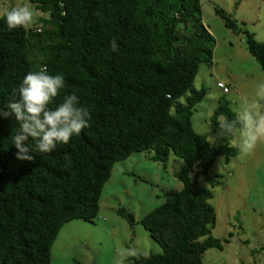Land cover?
I'll list each match as a JSON object with an SVG mask.
<instances>
[{"label": "trees", "instance_id": "1", "mask_svg": "<svg viewBox=\"0 0 264 264\" xmlns=\"http://www.w3.org/2000/svg\"><path fill=\"white\" fill-rule=\"evenodd\" d=\"M29 1L46 13L38 25L9 30L0 16V109L19 98L28 72L46 67L67 84L49 107L74 93L92 119L69 143L32 153L35 162H28L16 159L12 144L18 122L0 117V264H49L61 225L74 218L91 222L114 161L141 150L162 163L170 153L181 158L175 173L181 186L165 189L138 219L161 251L131 255L126 264H202L203 250L220 248L222 239L210 233L211 190L197 178L213 184L215 157L228 160L237 147L229 143L232 136L217 138L222 117L236 118L223 96L208 115L216 144L191 125L192 109L206 91L194 87L193 78L200 62L211 61L214 42L200 0ZM214 11L243 34L264 72V39L221 7ZM116 211L132 226L130 211Z\"/></svg>", "mask_w": 264, "mask_h": 264}, {"label": "rangeland", "instance_id": "2", "mask_svg": "<svg viewBox=\"0 0 264 264\" xmlns=\"http://www.w3.org/2000/svg\"><path fill=\"white\" fill-rule=\"evenodd\" d=\"M25 4L35 11L32 26L38 25L39 15L46 13L35 9L29 0H0V13ZM215 6L236 18L257 40L264 39V0H200L201 17L212 29L215 47L211 61L200 62L194 75L193 86H204L206 91L194 105L190 121L212 145L216 135L208 115L218 97L226 98L237 115L245 101L255 98L257 85L264 82V72L246 48L243 34L226 27ZM216 80H222L227 91H221ZM229 143L237 152L228 160L223 154L215 157L209 169L213 184L202 176L197 178L198 184L211 190L209 201L215 219L210 233L222 239L220 248L203 250L202 264H264V141L247 154L239 150L236 134ZM149 152L132 151L114 161L101 188L97 215L91 222L74 218L61 225L50 245L49 264H116L127 250L142 254L161 251L138 219L163 199L165 189L181 186L175 173L182 160L170 153L164 163L153 161ZM121 206L132 213V226L117 213Z\"/></svg>", "mask_w": 264, "mask_h": 264}, {"label": "clouds", "instance_id": "3", "mask_svg": "<svg viewBox=\"0 0 264 264\" xmlns=\"http://www.w3.org/2000/svg\"><path fill=\"white\" fill-rule=\"evenodd\" d=\"M0 16L9 30L27 29L34 21L35 11L25 4L5 9ZM110 47L112 51H118L115 40ZM66 86L62 74L50 75L46 67H41L23 77L18 87L19 98L10 101L6 109H0V117H14L18 122V131L12 136L17 160L35 162L32 153H51L58 144L69 143L73 135H79L90 126V109L81 105L74 93L64 96L56 107H49ZM233 134H236L239 150L245 154L264 141V82L257 85L255 98L241 105L235 119L222 117L218 122L217 138ZM29 138L35 143L30 144ZM138 254L135 249L127 250L116 264H124L128 255Z\"/></svg>", "mask_w": 264, "mask_h": 264}, {"label": "built area", "instance_id": "4", "mask_svg": "<svg viewBox=\"0 0 264 264\" xmlns=\"http://www.w3.org/2000/svg\"><path fill=\"white\" fill-rule=\"evenodd\" d=\"M216 85L222 90V91H227V86L224 84L222 80H216Z\"/></svg>", "mask_w": 264, "mask_h": 264}, {"label": "crops", "instance_id": "5", "mask_svg": "<svg viewBox=\"0 0 264 264\" xmlns=\"http://www.w3.org/2000/svg\"><path fill=\"white\" fill-rule=\"evenodd\" d=\"M203 23H204V25L206 26V28L209 30V32L212 33V29H211V27H210L205 21H203ZM214 47H215V46H213L212 52L214 51ZM98 210H99V205H98Z\"/></svg>", "mask_w": 264, "mask_h": 264}]
</instances>
